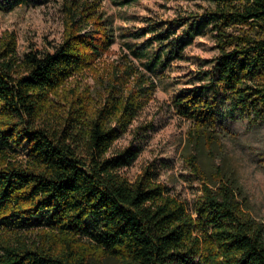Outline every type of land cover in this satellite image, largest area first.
Masks as SVG:
<instances>
[{"label":"trees","instance_id":"1","mask_svg":"<svg viewBox=\"0 0 264 264\" xmlns=\"http://www.w3.org/2000/svg\"><path fill=\"white\" fill-rule=\"evenodd\" d=\"M99 1L64 0L63 37L52 51L21 57L14 33L0 38V264H105L107 256L118 264H264V222L245 210L220 171L206 177L196 155L187 156L201 179L189 209L150 166L134 180L119 173L139 147L107 154L151 97L150 74L182 58L202 30L218 53L199 84L172 96L175 112L208 139L222 99L251 121L263 120L264 0H209L190 22L126 29L125 45L145 71L128 55L96 71L114 40L112 18L97 9ZM84 70L96 71L93 90L66 85ZM9 225L40 230L32 244L20 237L13 244L1 235Z\"/></svg>","mask_w":264,"mask_h":264},{"label":"rangeland","instance_id":"2","mask_svg":"<svg viewBox=\"0 0 264 264\" xmlns=\"http://www.w3.org/2000/svg\"><path fill=\"white\" fill-rule=\"evenodd\" d=\"M63 2L0 0V38L5 32L14 33L16 52L21 57L30 50L52 51L63 37L66 18ZM98 3L97 9L112 18L114 40L96 62V71H105L113 62L121 61L124 55H128L138 69L145 71L125 45L129 38L121 34L144 27L147 22L175 18L190 22L192 15L209 5V0H131L122 5L100 0ZM184 27L178 28L176 33ZM89 28L90 25L86 29ZM217 53L211 33L202 30L183 47L182 58L173 59L162 73L150 74L154 82L151 97L126 130L112 142L107 154L114 155L131 144L139 147L136 158L121 167L119 173L134 180L150 166L155 179L189 209L194 207L201 187V179L187 162V156L195 154L206 177L212 179L216 171H220L224 180L237 189L245 210L264 222V119L251 121L245 112L231 110L230 101L222 99L215 136L208 139L199 136L191 121L178 115L171 104L175 93L200 83V72L212 65V58ZM96 71L76 73L68 78L66 85H88L93 90ZM23 153L24 150L19 148L16 158L22 160ZM15 229L14 225L2 229V238L14 244L16 237H20L32 244L40 230L38 226ZM104 262L118 264L111 256L105 257Z\"/></svg>","mask_w":264,"mask_h":264}]
</instances>
